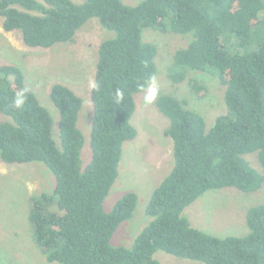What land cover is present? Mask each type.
Wrapping results in <instances>:
<instances>
[{
  "label": "trees",
  "instance_id": "16d2710c",
  "mask_svg": "<svg viewBox=\"0 0 264 264\" xmlns=\"http://www.w3.org/2000/svg\"><path fill=\"white\" fill-rule=\"evenodd\" d=\"M1 26L20 31L24 45L51 48L73 42L97 18L115 33L99 47L91 99L92 158L81 165L84 136L78 128L83 100L69 86L54 84L50 100L60 114L54 121L25 84L20 69L0 64V159L7 164L43 163L55 178L52 193L31 198L28 220L33 240L49 263L159 264L163 251L203 264H264V205L252 206L249 233L219 238L191 226L184 210L212 189L257 192L264 180V0H0ZM145 28L193 33L179 49L169 76L183 81L188 72L209 73L225 86L226 113L210 129L187 102L162 95L156 105L170 123L174 165L147 205L152 222L132 247H113L118 227L136 211L138 195L125 194L111 212L104 203L119 175L123 145L137 136L131 119L135 95L155 78L156 47L145 43ZM196 90L201 87L195 85ZM123 93L118 102L116 92ZM20 101L17 104V101ZM256 154L261 170L253 167Z\"/></svg>",
  "mask_w": 264,
  "mask_h": 264
},
{
  "label": "rangeland",
  "instance_id": "374dc122",
  "mask_svg": "<svg viewBox=\"0 0 264 264\" xmlns=\"http://www.w3.org/2000/svg\"><path fill=\"white\" fill-rule=\"evenodd\" d=\"M72 1L76 4L84 2ZM142 1L122 0L129 6ZM1 22L0 17V64H10L21 70L26 86L34 91L53 118L54 137L58 138L60 131V114L50 100L53 85L65 84L82 98L78 128L84 136L81 165L85 169L92 158L94 107L91 87L99 60V47L115 33L105 29L97 18H91L76 33L73 42L58 43L51 48L29 47L23 44L20 31L6 32ZM142 39L156 47L157 74L144 92L135 95L136 112L131 124L137 130V136L123 145L119 175L104 203L105 211L111 212L125 194L134 192L138 195L133 217L123 222L111 238L113 247H132L136 237L152 222L153 218L146 212L151 194L174 165L173 141L164 134L170 121L159 111L156 105L158 98L172 95L186 101L188 108L203 115L207 129L213 126L218 116L226 113L225 86L215 76L193 70L181 82H175L169 76L176 51L189 46L194 39L193 33L182 35L145 28ZM195 85L201 89L196 90ZM153 86L157 87L158 93L152 103H146L145 97ZM7 121L10 119L0 112V123ZM247 157L254 168L261 170L256 154ZM55 184L54 176L41 162L7 164L0 159V264H59L47 262L41 254L28 220L32 196L52 193ZM261 204L264 205V180L255 193L236 188L209 190L190 204L183 215L192 227L207 234L219 238L244 236L249 233L248 210ZM154 259L159 264H203L163 251L156 252Z\"/></svg>",
  "mask_w": 264,
  "mask_h": 264
},
{
  "label": "clouds",
  "instance_id": "9594fccd",
  "mask_svg": "<svg viewBox=\"0 0 264 264\" xmlns=\"http://www.w3.org/2000/svg\"><path fill=\"white\" fill-rule=\"evenodd\" d=\"M93 87H97V85L94 84ZM157 93H158L157 87L153 86L152 88H150L148 90L146 97H145L146 103H152L154 101ZM122 97H123V93L120 92L119 90H117V92H116L117 101L119 102L122 99ZM19 103H20V101L18 100L17 104H19Z\"/></svg>",
  "mask_w": 264,
  "mask_h": 264
}]
</instances>
